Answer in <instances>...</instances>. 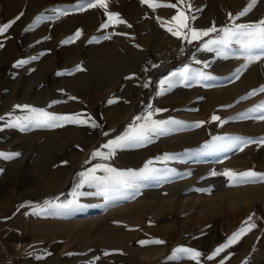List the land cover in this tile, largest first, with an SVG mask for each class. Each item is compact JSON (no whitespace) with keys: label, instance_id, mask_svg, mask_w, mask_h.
<instances>
[{"label":"rangeland","instance_id":"1","mask_svg":"<svg viewBox=\"0 0 264 264\" xmlns=\"http://www.w3.org/2000/svg\"><path fill=\"white\" fill-rule=\"evenodd\" d=\"M82 2L0 0V26L20 16L0 34V145L6 146L7 153H19L5 159L8 166L4 171L16 179L21 189L38 193L40 203L36 212L47 201L72 199L80 179L78 174L98 163L119 170H138L152 159L154 167L171 168L175 173L169 177L170 182H152L128 200L105 202L101 196H81L80 207L66 215L35 214L34 223L46 227L47 240L35 244L30 255L33 263H18V258L13 263L197 264L187 256H174L175 249L185 247L201 253L198 264H220L221 260L224 264H264V182L229 187L225 177L209 175L213 170L225 169L264 173V145L253 143L243 151L234 149L219 155L194 154L215 136H240L255 141L264 138V120L236 119L264 102V93L259 91L248 97L253 89L264 86V59L242 68L245 60L238 53L227 59L211 57L213 52L208 53L209 59L214 60L208 62L211 65L204 72L221 71L218 82L177 84L163 93L169 103L157 118L175 119L185 125L203 122L200 127H185L155 137L140 148L117 150L107 161L92 158L98 149L107 151L101 146L123 134L148 105L154 110L156 98L162 95L157 94L162 74L149 67L148 57L153 48L167 40L176 41L184 58L198 47L184 50L181 42L169 36L167 27L178 10L183 9L188 17L212 13L223 16L226 12L223 25L230 26L229 14L236 17L250 0H184L177 8L155 10L141 0H108V11L118 13L126 24L107 28H101L107 21L105 10L76 11ZM155 2L169 4L177 0ZM189 4L192 12L188 11ZM56 9L68 14L57 18ZM38 16L42 17L39 22ZM260 20H264V0H255L247 15L235 23ZM77 30L82 32L78 39L62 43ZM106 35L111 38L103 39ZM93 38L95 42H90ZM21 60L27 63L17 66ZM77 66L82 70L76 71ZM237 69H241L239 74ZM146 83L148 86L144 87ZM215 84L217 88H210ZM212 88L217 91L211 92ZM241 97L248 98L241 100ZM109 100L114 102L108 103ZM25 105L57 115L81 114L99 126L92 127L91 123L59 127L29 125L23 131L8 127L17 117L28 115ZM228 105L231 107H225ZM168 107L172 109L170 112ZM214 115L226 122L212 120ZM256 115L259 113L251 114ZM166 153L177 158L167 162L156 159ZM96 175L104 173L98 171ZM210 187V194L194 190ZM80 191L95 192L96 189L85 185ZM249 216L253 217L256 227L208 260L217 247L245 226L243 223ZM19 222L16 220L13 224L19 227ZM153 239L164 243L146 246L138 243ZM19 245L23 248L21 251L16 249ZM26 245L15 243L11 256L21 253Z\"/></svg>","mask_w":264,"mask_h":264},{"label":"snow or ice","instance_id":"2","mask_svg":"<svg viewBox=\"0 0 264 264\" xmlns=\"http://www.w3.org/2000/svg\"><path fill=\"white\" fill-rule=\"evenodd\" d=\"M141 3L146 4L152 9H157L160 7H170L177 8L178 4H183L184 0H177V3L169 4H160L156 3L155 0H141ZM255 0H250V3L245 7L236 17H232L231 14L230 20L232 23L230 26H224L220 29H217L215 25L207 30H197L192 28L188 24V16L184 11L178 10L177 14L171 17L167 31L170 32L173 36H177L183 40H187L191 43L192 40H198L201 37L209 36L211 33H217L215 38L207 40L202 45V50L214 52L218 57L227 59L229 56L239 54V57H242L245 60V64L242 65V68H246L248 64L264 59V20H260L254 23H235V20L247 15V13L254 6ZM89 8H101L105 10L107 16V21L101 24V28H107L113 24H126V21L120 18L118 13H113L108 11V0H83L82 3L78 4L75 8L76 11H84ZM188 8H191V5H188ZM57 18L59 15H67L68 13L56 9ZM22 15V13H21ZM20 16H17L13 21L0 26V34L7 31L8 28L12 26L18 20ZM42 19L41 16L36 18L37 22ZM51 19V17L49 18ZM195 19V17H192ZM131 27V25H127ZM162 27L165 25L162 23ZM31 26H29L30 28ZM28 30V29H26ZM82 35L80 30L74 34L73 37H70L63 41L62 43L68 44L72 43L75 39H78ZM111 35L103 36V39H110ZM96 38H93L95 42ZM236 46V47H234ZM27 63V61H19L18 65ZM200 63V61H196ZM204 67L207 68L208 64L205 63ZM82 69L77 66L76 71H81ZM241 69H237L236 73L239 74ZM238 78V75H237ZM216 79V77L211 76L210 74L205 73L199 69H193L189 65H185L182 68H179L171 73L164 79L159 81L160 92L158 95L163 94L171 90L177 84L188 85L189 81L196 83H201L202 81H208ZM167 85V87H165ZM146 83L144 87H147ZM257 91L264 93V86H261L259 90L253 89L252 92L248 94V97L257 94ZM248 97H241L240 99H246ZM70 99H76L75 97H70ZM114 101L109 100L108 103H113ZM20 108V105L16 106ZM231 107V105L225 106ZM23 108L27 109L28 115L24 117H17L14 121L10 122L8 127H18L21 131L26 130L29 125L34 127H59L64 124H79L86 125L91 123L92 127H98L95 121H92L90 117L82 118L81 114H67V115H57L49 113L43 109L30 108L25 105ZM163 111L162 109H152L151 105L147 106V114L140 115L134 118V122L129 126V128L121 135L115 137L114 139L108 140L101 147L102 149H107L103 151L98 149L92 153V158L95 159L99 157L101 160H110L115 155L117 150H124L130 148H140L151 143L155 137L168 135L174 131H178L181 128L185 127H194L198 128L202 125L203 122H197L193 125H185L181 121L175 119L167 120H155L153 119V112L159 113ZM252 113H259V115L251 116ZM254 118L259 120H264V102L254 106L251 109H248L245 113L239 114L236 119H248ZM2 119V118H0ZM212 120H220L221 124L226 121L221 120L218 116H213ZM136 121H142L137 124ZM107 135V133H105ZM259 143L264 145V138H261L259 141H255L251 138H244L240 136H215L212 138L211 142H205L202 146V149L195 155H219L220 153H227L230 151L239 150L243 151L245 147L250 144ZM19 153H0V158L3 159H12L15 156H18ZM177 157L174 154H164L162 157L156 158L163 162L175 160ZM154 161L152 159L145 162L142 168L136 169H125L119 170L110 165L98 163L92 168L87 169L86 171L80 172L79 182L75 185V188L72 192V199L66 200L64 202L56 201H47L45 206L41 208L38 212H35L36 215H54V216H63L69 213L70 211L80 207L78 201L81 196L96 195L104 198L105 202H110L117 199L128 200L134 198L140 194L142 188L148 186L152 182L164 183L170 182L169 177L175 173L174 169L171 168H157L154 167ZM100 171L104 175L98 176L96 173ZM211 176H223L228 181L229 187H235L244 184L251 183H261L264 182V173H257L253 170H247L243 172H237L232 169H225L222 172H217L215 170L211 171ZM85 185L90 188H95V192H82V189ZM198 192L211 193L212 188L207 189H194ZM253 217L249 216L248 221L245 222V226L241 227L237 232L233 233L227 241L217 247L211 255L207 257L208 260L214 259L220 253L224 252L225 249L229 248L231 245L237 243L243 235L251 231L256 227L255 223L252 222ZM141 246L151 245V244H163L164 241L159 239L153 240H141L138 242ZM108 253H105L107 255ZM175 255H182L191 258L194 261H199L201 253L191 248L180 247L174 250ZM220 264H224V261L221 260Z\"/></svg>","mask_w":264,"mask_h":264},{"label":"crops","instance_id":"3","mask_svg":"<svg viewBox=\"0 0 264 264\" xmlns=\"http://www.w3.org/2000/svg\"><path fill=\"white\" fill-rule=\"evenodd\" d=\"M182 11L184 10L182 9ZM188 11L192 12V9L191 10L188 9ZM218 16H222V15H213L212 13L209 14V16H207L206 14H200L199 16L195 17L194 20H192V17H188L189 18L188 24L190 27L196 28L197 30H207L211 28L213 25H215L217 29H220L225 26L223 24L225 23L227 18L226 12H224L222 17H218ZM216 35L217 33H211L209 36L201 37L198 40H192L191 43H189L187 40H183L177 36H173L170 33L169 36L181 42L184 50L186 47L192 48L194 45H198V47H194L191 50L193 52L190 55L186 53L184 55V58L180 62L175 64L165 73H162V75L159 76V81L167 77L169 73L179 68H182L185 65H189L193 69H199L201 71H204L205 69L204 64L206 62L208 64L210 60L213 61L214 59H209L210 55L208 53L210 52L202 50V45L207 40L215 38ZM216 56L217 55L213 52V55L211 57L216 58ZM196 61H200V63H196ZM214 63L217 66L219 65L218 62H212V64ZM209 65L211 64H208V66ZM206 69H208V67ZM205 73L216 77V79L211 80L213 82H218V79L221 78V71L210 70V72L206 71ZM159 81H158V85H159ZM211 87L217 88L218 86L217 84H215L214 86L210 85V88ZM213 88L211 92L217 91L216 89ZM155 102L156 103L154 109L159 108L163 110L159 113L153 112L154 114L152 118L157 120L160 114L165 111L164 106L169 102L167 100V97L164 98V94L160 95V97H157ZM168 109L170 108L168 107ZM171 110L172 109L167 110V112H170ZM146 114H147V110H144L142 112V115H146ZM128 128L129 127H127L123 131L125 132ZM5 147L6 146L4 144L0 145V153H7ZM7 166L8 164L6 160L0 158V264H14L13 263L15 260L14 258H18V263L20 261H21L20 263H28L30 261L31 263H33V258L30 255H31V251L36 247L35 244H40L42 243V240L43 241L47 240L46 227L43 228L37 225V223L36 222L34 223L33 220V216L35 215L34 213L36 212L37 204L40 203V200L37 196L38 193L29 192L27 191L26 188L21 189L19 183L15 182L16 179L13 178L12 176L7 175L8 172L4 171L6 170ZM16 220H20L18 224H20L21 226L18 227L15 224H13V222L16 223ZM27 220L28 222H25ZM243 224L245 225V222ZM22 242H25L27 244L26 248L21 253L19 254L17 253V255H15L16 253H14L13 256H11L12 255L11 247L14 246L15 243H22ZM45 248L46 247H43V249ZM16 249L17 251H21V249L23 248L22 246L19 245L17 246Z\"/></svg>","mask_w":264,"mask_h":264},{"label":"built area","instance_id":"4","mask_svg":"<svg viewBox=\"0 0 264 264\" xmlns=\"http://www.w3.org/2000/svg\"><path fill=\"white\" fill-rule=\"evenodd\" d=\"M182 59L183 50L180 46L172 40H167L163 44L153 48L148 57V63L151 70L154 69L157 74H162Z\"/></svg>","mask_w":264,"mask_h":264}]
</instances>
